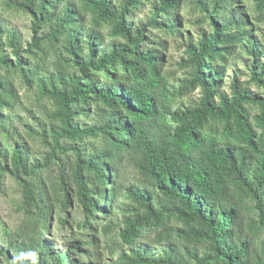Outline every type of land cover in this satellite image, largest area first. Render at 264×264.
I'll list each match as a JSON object with an SVG mask.
<instances>
[{"label":"trees","instance_id":"16d2710c","mask_svg":"<svg viewBox=\"0 0 264 264\" xmlns=\"http://www.w3.org/2000/svg\"><path fill=\"white\" fill-rule=\"evenodd\" d=\"M0 1L31 17L25 46L0 22V70L50 101L49 125L38 132L47 148L41 158L19 140L10 153L0 146V181L5 170L20 186L27 231L19 245L10 238L0 245V264H68V252L55 250L44 234L55 201L67 208L73 198L86 220L107 218L114 203L119 208V234L130 248L113 264H190L173 236L187 244L195 264H264V37L246 39L249 80L236 75L228 92L219 89L227 55L246 37L239 0H192L207 14L211 31L185 46L180 64L186 74L177 91L187 96L198 89L199 97L171 111L172 123L157 119L153 88L162 81L165 59L145 27L176 29L180 0ZM145 3L151 4L147 22L134 23V11ZM257 5L264 9V0ZM105 24L112 40L102 47ZM47 57L50 70L43 67ZM250 82L262 93L252 92ZM15 96L11 79L0 75V110ZM91 104L97 120L80 127L78 117ZM252 105L257 112L251 116ZM96 138L99 147L91 142ZM122 153L140 182L120 172ZM52 164L56 178L47 180ZM115 175L122 179L121 204L115 202ZM148 229L154 243L165 242L157 252L136 245ZM71 241L75 248L82 242Z\"/></svg>","mask_w":264,"mask_h":264},{"label":"rangeland","instance_id":"374dc122","mask_svg":"<svg viewBox=\"0 0 264 264\" xmlns=\"http://www.w3.org/2000/svg\"><path fill=\"white\" fill-rule=\"evenodd\" d=\"M120 1L114 0L117 3ZM238 5L247 16L248 26L246 27L245 39L235 45L227 55L222 82L219 86V89L225 92L229 91L228 87L234 76L237 75L244 82L249 80L246 62L250 61L251 55L247 52L249 46L246 39L255 38L258 42H262L264 37V9L258 7L257 0H239ZM234 7H237V3ZM150 10V3L139 5L133 13V22L146 23L147 14ZM206 15L205 12L199 10L192 0H180L179 8L175 14L176 29L167 31L151 25L145 27L146 35L149 34L154 42L153 45L163 51L165 59L161 70L162 81L153 88L157 104L160 107L157 116L159 120L172 123L171 111L187 104V102L193 103L199 97L198 89L187 96H181L177 88L186 74V69L180 64L181 58L185 57V46L188 43L195 42L201 34L211 31V24ZM30 21V15L6 10L0 1V22L9 29L15 30L24 46L29 42L31 36ZM86 25H91L89 16H87ZM110 29L109 24H105L101 28L104 39L102 47L111 44L112 39L108 34ZM260 59L264 61V52L261 54ZM43 67L48 70L52 68L51 57L44 60ZM117 68L120 70L119 66ZM98 74L104 77L102 72ZM0 75L10 78L16 89V96L11 99L10 106L0 110V146L10 153V149L14 146V140H19L27 145L31 155L41 158L43 150L47 148L41 143L38 132L49 125L46 110L50 107V101L46 98H40L35 87L24 85L16 74H7L4 70H0ZM161 87L164 88L162 95L158 93ZM249 87L252 92L262 93L261 88L254 82H250ZM256 112V106L252 105L250 107L251 116ZM96 120L94 104L88 107L87 114H80L78 117L80 127L90 125ZM91 142L98 147L103 144L101 138L93 139ZM120 156L121 161L118 164L120 172L126 176L128 181L140 182V177L129 161L128 155L122 153ZM68 165L69 162L65 164L66 171ZM2 171L4 172L1 174L0 181V245L6 244L8 238L19 245L20 242L26 240L27 234L26 227L21 221L24 216V209L19 205L21 203L20 186L7 171ZM56 172V166L52 164L50 169L45 171L44 176L47 180L50 177L54 179L56 178ZM113 185L115 186V202L121 204L118 195L123 194V184L118 175L114 176ZM115 206L114 203L111 214L107 218L89 217L86 220L80 205L74 198L67 208H64L59 201H55L48 224V233L44 234V238L55 250L68 252L70 259L68 264H80L82 261H90L93 264H113L122 251H127L130 248L124 243L119 234L118 224L121 223L122 214L119 208ZM154 234L153 230L142 231L136 245H147L157 252L160 247L165 245V242L161 244L154 243ZM75 238L83 242L79 244L78 248L72 247L71 240ZM173 241L181 250L185 260L190 264H195L196 261L185 252L187 244L176 236H173ZM197 250L198 253L202 251L200 247ZM2 264L18 263L15 260L7 261L3 259Z\"/></svg>","mask_w":264,"mask_h":264}]
</instances>
